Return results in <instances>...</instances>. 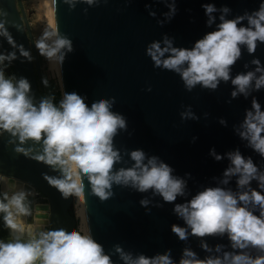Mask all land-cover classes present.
<instances>
[{
	"label": "clouds",
	"instance_id": "obj_1",
	"mask_svg": "<svg viewBox=\"0 0 264 264\" xmlns=\"http://www.w3.org/2000/svg\"><path fill=\"white\" fill-rule=\"evenodd\" d=\"M61 2L71 10L77 4L98 6L102 0ZM159 2L167 9L160 14L162 19L156 20L163 26L176 14V0ZM55 3L51 0L52 12ZM144 8L149 17H156L149 3ZM201 8L210 31L189 47L176 46L173 37L162 33L159 40L146 43L144 54L154 69L177 75L187 92L197 86L212 92L223 83L230 85L225 103L251 97L250 106L231 130L259 160L254 162L239 147L224 153L209 148L208 156L215 162L224 161L225 167L193 192L188 187L190 173L177 175L158 155L141 148L114 145V138L127 130L126 117L113 110L114 97L86 102L75 91H63L59 100L52 95L37 98L26 77L6 74V65L16 60V55L0 53V136L8 137L13 151L55 173L42 177L62 199L82 198L86 181L89 194L100 201L112 197L113 187L118 186L141 194L138 203L146 213L153 207L172 205L171 213L180 223L169 225V231L183 243L175 259L169 248L146 255L117 243L105 250L84 221L70 228L49 225L39 217L29 222L26 218L33 217L28 201L31 193L11 185L10 192L0 191V225L7 230V238H0V264H264V107L253 95L264 90V64L253 55L264 45V0L238 15H232L226 5L217 7L211 2L202 3ZM0 15L4 13L0 11ZM0 36L8 37L3 23ZM35 47L56 65L73 51L72 41L51 23ZM242 52L253 58L233 75L232 66ZM22 55L24 61H31L29 52ZM181 107V121L200 119L191 105ZM203 115L207 118L208 113ZM217 123L228 126L222 117ZM196 139L193 136L190 143ZM4 181L0 176V182ZM192 238L203 255L189 245ZM209 239L223 242L210 244Z\"/></svg>",
	"mask_w": 264,
	"mask_h": 264
},
{
	"label": "water",
	"instance_id": "obj_2",
	"mask_svg": "<svg viewBox=\"0 0 264 264\" xmlns=\"http://www.w3.org/2000/svg\"><path fill=\"white\" fill-rule=\"evenodd\" d=\"M208 2L217 7L226 5L232 15H238L255 9L259 0H176V14L163 26L157 25L156 20L162 19L160 14L167 9L159 0H102L98 6L77 4L71 10L61 0H56L53 12L58 32L66 35L73 45V51L59 65L62 93L75 91L84 96L86 102L101 96L114 97L113 110L127 120V130L114 138V145L120 149L141 148L158 155L177 175L190 173L192 179L188 187L193 192L199 185L209 183L211 177L219 176L225 167L224 161L215 162L208 156L209 148L224 153L239 147L243 154L252 156L254 162L259 160L231 130L232 125L242 119L244 109L250 106L251 97L248 100L238 97L225 103L229 100L230 85L223 83L212 92L199 86L187 92L177 75L154 69L144 54L146 43L159 40L162 33L173 37L176 46L189 47L210 31L205 27L206 18L201 8L202 3ZM145 3L156 12L155 18L148 16ZM85 8L87 12L83 11ZM0 11L4 13L0 15V23L10 37L0 36V53L15 54L17 59L11 62L14 74L31 82L37 98L44 96L37 86V57L20 0H0ZM23 51L30 53V62L24 61ZM253 55L264 64V45L258 46ZM252 58L242 52L241 59L232 66V74L243 71L242 65ZM149 87L151 90L146 91ZM253 95L264 107V90ZM182 105H191L200 119L181 121ZM204 113H208L207 118ZM220 117L227 121V127L217 123ZM193 136L197 139L190 143ZM7 141L6 135L0 137V175L5 177L7 191L15 185L31 193L28 201L33 217L26 219L30 222L39 217L52 226L76 227V218L69 212L72 197L62 199L42 177L44 173H55L15 153L13 145ZM120 166L126 165L116 167ZM84 183L81 201L86 224L105 250L117 243L125 250L146 255L169 248L173 258H178L183 243L169 231V225L180 223L171 213L172 205L153 207L146 213L138 203L139 193L114 186L112 197L100 201L89 194L87 182ZM35 189L44 194L47 203L35 201ZM217 242L223 241L209 239L210 244ZM197 244L194 238L190 239L189 245L200 253Z\"/></svg>",
	"mask_w": 264,
	"mask_h": 264
},
{
	"label": "rangeland",
	"instance_id": "obj_3",
	"mask_svg": "<svg viewBox=\"0 0 264 264\" xmlns=\"http://www.w3.org/2000/svg\"><path fill=\"white\" fill-rule=\"evenodd\" d=\"M20 4L27 26L29 28L33 48L37 57L39 77L36 75V80L38 89L44 96L52 95L56 98V100H59L62 96L59 70L55 64H50L43 56H41L38 52V49L35 47V41L41 35L42 31L50 23L52 24L50 8L47 9V2L45 3V0H20ZM5 71L6 74H14L12 64L6 65ZM0 176L4 177V175ZM78 207L79 203L77 198L72 197V201L69 206V212L74 215L77 224H79V221H81L80 218L75 214V211Z\"/></svg>",
	"mask_w": 264,
	"mask_h": 264
},
{
	"label": "bare ground",
	"instance_id": "obj_4",
	"mask_svg": "<svg viewBox=\"0 0 264 264\" xmlns=\"http://www.w3.org/2000/svg\"><path fill=\"white\" fill-rule=\"evenodd\" d=\"M44 1V0H43ZM47 2V9L50 8V12H51V19H52V24H54V20H53V12L51 11V8H52V4H51V0H45V3ZM46 5V4H45ZM56 65V64H55ZM58 70H59V65H56ZM60 74V73H59ZM78 203H79V207L76 209L75 211V214L77 217L80 218L81 221H79L80 223L82 221L86 222V219H85V215L83 213V208H82V201H81V198L78 199Z\"/></svg>",
	"mask_w": 264,
	"mask_h": 264
},
{
	"label": "crops",
	"instance_id": "obj_5",
	"mask_svg": "<svg viewBox=\"0 0 264 264\" xmlns=\"http://www.w3.org/2000/svg\"><path fill=\"white\" fill-rule=\"evenodd\" d=\"M10 185V184H9ZM8 184L6 181L0 182V191L8 190ZM0 238H7V230L0 225Z\"/></svg>",
	"mask_w": 264,
	"mask_h": 264
},
{
	"label": "built area",
	"instance_id": "obj_6",
	"mask_svg": "<svg viewBox=\"0 0 264 264\" xmlns=\"http://www.w3.org/2000/svg\"><path fill=\"white\" fill-rule=\"evenodd\" d=\"M33 196L36 202L38 203H47V198L44 196V194L42 192H40L39 190L35 189L33 192ZM78 224L76 223V226Z\"/></svg>",
	"mask_w": 264,
	"mask_h": 264
}]
</instances>
